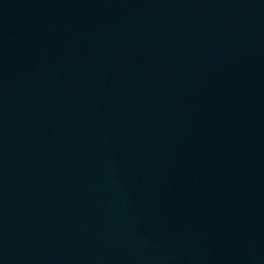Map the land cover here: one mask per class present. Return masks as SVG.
I'll return each mask as SVG.
<instances>
[{"label":"water","instance_id":"obj_1","mask_svg":"<svg viewBox=\"0 0 264 264\" xmlns=\"http://www.w3.org/2000/svg\"><path fill=\"white\" fill-rule=\"evenodd\" d=\"M0 264H264V0H0Z\"/></svg>","mask_w":264,"mask_h":264}]
</instances>
